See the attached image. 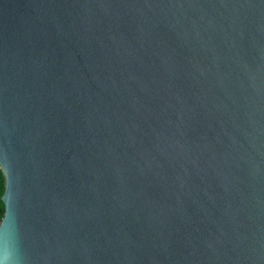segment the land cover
<instances>
[{
  "label": "water",
  "instance_id": "95a60500",
  "mask_svg": "<svg viewBox=\"0 0 264 264\" xmlns=\"http://www.w3.org/2000/svg\"><path fill=\"white\" fill-rule=\"evenodd\" d=\"M4 163L25 264H264V0H0Z\"/></svg>",
  "mask_w": 264,
  "mask_h": 264
},
{
  "label": "clouds",
  "instance_id": "9594fccd",
  "mask_svg": "<svg viewBox=\"0 0 264 264\" xmlns=\"http://www.w3.org/2000/svg\"><path fill=\"white\" fill-rule=\"evenodd\" d=\"M8 174V166L6 163L0 164V175ZM3 197L0 196V201ZM9 218L8 208L5 204L0 203V264H25L24 257L20 250L16 229L10 221L5 224Z\"/></svg>",
  "mask_w": 264,
  "mask_h": 264
},
{
  "label": "trees",
  "instance_id": "16d2710c",
  "mask_svg": "<svg viewBox=\"0 0 264 264\" xmlns=\"http://www.w3.org/2000/svg\"><path fill=\"white\" fill-rule=\"evenodd\" d=\"M4 191V178L3 175H0V196H2ZM2 203V201H0Z\"/></svg>",
  "mask_w": 264,
  "mask_h": 264
}]
</instances>
